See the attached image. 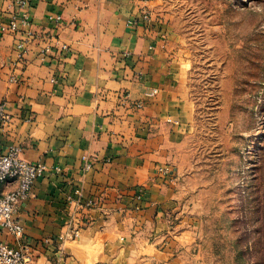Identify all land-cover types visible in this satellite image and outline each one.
<instances>
[{
    "label": "crops",
    "instance_id": "0c3cea01",
    "mask_svg": "<svg viewBox=\"0 0 264 264\" xmlns=\"http://www.w3.org/2000/svg\"><path fill=\"white\" fill-rule=\"evenodd\" d=\"M29 1L0 0V147L47 168L16 213L35 262L186 264L167 216L190 92L159 0Z\"/></svg>",
    "mask_w": 264,
    "mask_h": 264
},
{
    "label": "rangeland",
    "instance_id": "374dc122",
    "mask_svg": "<svg viewBox=\"0 0 264 264\" xmlns=\"http://www.w3.org/2000/svg\"><path fill=\"white\" fill-rule=\"evenodd\" d=\"M159 2L191 108L169 234L186 264H264V0Z\"/></svg>",
    "mask_w": 264,
    "mask_h": 264
},
{
    "label": "built area",
    "instance_id": "2783aa9c",
    "mask_svg": "<svg viewBox=\"0 0 264 264\" xmlns=\"http://www.w3.org/2000/svg\"><path fill=\"white\" fill-rule=\"evenodd\" d=\"M21 7L29 5V0H15ZM36 0H32L31 3ZM30 3V4H31ZM150 13L146 12L142 18L150 19ZM61 20V16H57ZM5 26L8 30L18 31L21 26L30 24L27 13L21 16L17 13L9 16ZM65 49L67 45L63 46ZM141 106V103L137 104ZM11 121L10 114L6 110L4 102L0 101V131H4ZM22 148L19 145H12L7 149L0 147V264H37L34 253L25 241V230L16 213L18 206L29 198L33 192L37 179L44 175L46 165L43 162H32L21 156ZM90 164H87V168ZM163 173L168 172L164 166L160 167ZM16 182V186L7 191L3 185ZM94 199L87 201L86 206L95 204ZM79 231L73 233L77 236ZM5 235L12 236L9 240Z\"/></svg>",
    "mask_w": 264,
    "mask_h": 264
}]
</instances>
